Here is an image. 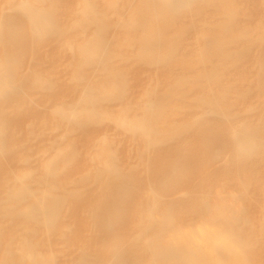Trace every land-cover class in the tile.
Listing matches in <instances>:
<instances>
[{"label": "bare ground", "instance_id": "bare-ground-1", "mask_svg": "<svg viewBox=\"0 0 264 264\" xmlns=\"http://www.w3.org/2000/svg\"><path fill=\"white\" fill-rule=\"evenodd\" d=\"M58 1L21 0L9 4L11 11L0 19V44L21 37L22 29L14 26L20 23L18 17L32 39L51 43L59 25ZM77 2L78 18L73 26L84 29L94 25L104 33L109 23L96 16L95 1ZM238 4V0H137L128 11L129 17L120 20L123 13L117 11L115 0H107V10L118 15L115 26L124 25L128 31L115 37V41L111 39V43L100 42V35L82 41L79 64L104 60L107 47L114 44L133 46L139 65L155 68L165 89L162 93H145L140 114L130 115L127 108L118 114L68 108L57 109L55 116L60 120L77 119L84 127L111 120L138 139L141 158L155 148L157 159L141 160L135 164L137 167L124 170L104 141L96 160L89 159L97 162L95 172L74 182L56 180L60 168L52 159L42 164L35 184L28 179L26 170L14 173L11 183L0 189V218L5 222L0 226V244L6 241L8 246L1 252L0 264H14L15 259L18 264H213V254L225 256L226 264H264V259L258 258L262 248L260 230L252 231L250 216L253 206L259 208L264 223V177L260 173L264 169V93L258 118L251 121L236 117L232 100V96L237 100L254 96L248 85L252 79L264 89V47L256 48L264 43V24L258 23L257 34L252 36L238 15ZM205 14L213 26L198 28L195 35L199 43L187 46L185 61L179 62L174 41L168 38L169 27L181 19L176 35L183 39L196 21H205ZM187 15L189 20L184 23ZM65 44L71 41L67 39ZM16 64L10 56L0 53V98L2 93L6 96L17 92L21 96L26 89L52 93L50 78L43 72H34L31 81L19 82ZM77 76L82 77L81 73ZM207 84L212 86L204 88ZM88 88L97 95L86 93L84 103L120 95L118 89L106 83ZM184 97H188L187 103H183ZM28 112L30 109L23 111ZM219 114L226 116L225 124L216 122ZM10 124L0 106V162H27L28 152L15 151L5 139ZM211 126L216 132L208 143L207 129ZM189 131L195 140L192 148L182 143ZM69 147V152L74 150L73 143ZM224 150L228 159L215 166ZM7 180L1 173L0 183ZM93 184L97 192L89 199L95 201L89 202L94 203L88 209L92 236L81 241L76 231L82 214L73 212L68 216L76 225L73 231L60 218L61 210L66 203L76 204ZM177 193L181 194L175 196ZM14 216L25 221L19 224L22 234L11 242L7 231L17 228L13 227ZM38 230L64 242H79V248L59 260L60 255L49 245L51 241L35 237ZM200 237L206 240L207 248L199 247Z\"/></svg>", "mask_w": 264, "mask_h": 264}, {"label": "rangeland", "instance_id": "rangeland-1", "mask_svg": "<svg viewBox=\"0 0 264 264\" xmlns=\"http://www.w3.org/2000/svg\"><path fill=\"white\" fill-rule=\"evenodd\" d=\"M19 1L21 0H0V19L11 11L9 4H15ZM94 1L96 16L109 23V27L104 33L99 32L94 25L87 26L84 29H81L78 25L73 26V23L78 18L76 9L80 6V3L77 0H60L58 1L61 8L57 16L58 30L55 35H52L51 43L32 39L28 32H26L27 28H25V25L21 23L23 19L18 17L17 20L21 19L20 23H16L14 26L22 29L21 37L17 38V41L0 44V53L7 54L14 62H17L15 72L19 82L31 81L34 72H43L49 76L52 84L51 94L41 89L23 90L20 93L21 96L17 95V92L9 93L6 96L5 93L1 92L0 106L5 109L11 120V124L6 128L5 139L12 144L15 151L20 153L22 151L28 152L29 157L27 162L20 160L13 164L8 162L7 159H1L0 174L3 173L8 180L0 183V189L6 186L8 182L11 183L14 173L22 170H26L29 173L28 179L31 180L32 184H35L36 181L34 180L38 176L40 167L51 159L58 163L60 169L57 170L55 176L56 180L61 183L65 184L67 181L68 183L70 181L74 182L80 177L90 176L95 172L97 166L96 161L90 160L92 157H95L96 160L97 155H99L104 147V141L109 144L110 150H113V155L120 160V164L123 165L122 168L124 170L128 166L135 167V164L141 160L155 161L157 159L158 150L155 148L146 151L145 155L141 158L138 155V151L142 147L138 143V139L129 132L116 127L111 120L106 119L99 124L84 127L78 124L77 119L60 120L55 116L57 109L68 108H74L76 111H81L85 108L91 113L110 112L112 114H118L120 110L127 108L130 115L140 114L143 111V95L150 91L162 93L165 89V83L158 74H155V68L139 65L135 57V47L133 46L114 44L107 47L103 56L104 60L89 61L85 65L79 64L80 57H83L79 52V44L82 41L94 39L97 35H100L98 37L100 38V42L107 43L111 39L115 41V37L123 35V33L125 34L126 30L128 31L124 25L115 26L118 15L116 11L109 12L107 10V0ZM238 1V15L240 19H243L245 29L254 36V34H257V24H264V2L262 0ZM115 3L118 5L117 11L123 13L122 17L118 19L124 20L129 17L128 11L130 12L137 4V0H129L127 4L124 3V0H115ZM160 13V11L157 12L158 15ZM206 17H209V15L205 14V21H196V24L190 28L183 39L177 38L176 35L181 19L175 21V24L169 27L167 32L168 38L174 41L175 57L179 62L182 63V59L185 61L186 55L184 51L187 46L199 43L195 35L198 28L213 26L212 23L208 22ZM188 18L189 16L187 15L183 20L184 23L189 20ZM67 39L71 41V44H65ZM257 45V49L264 47V43ZM79 73H81V78L77 76ZM231 77L233 78V76L227 75V78ZM253 82L254 79L248 83L254 93L251 99L237 100L235 96H232V100L236 104L235 111L237 118L245 117L248 121L258 118L264 89L256 86ZM104 83L113 90L117 91L118 89L120 92L119 97L107 101H103L100 98H92L93 100L89 103L82 101V97L86 93L91 96L97 95L95 91L94 93L93 91L90 92V88H88L90 85L97 87ZM204 86V88H208L212 85L207 84ZM199 89H202V87ZM182 99L183 103L188 102V97ZM248 106L252 107L250 108L251 110H247ZM28 109L31 112L24 114L23 111ZM174 117L180 120V116L174 115ZM209 117L211 119L216 117V122L219 124H225L227 120L224 114ZM207 130L209 137L206 142L210 143L216 130L213 127ZM191 132L189 131L187 136L182 138L183 145L188 148L195 147V140L191 137L193 135ZM262 137H264V133H262ZM69 143H73L74 150L71 152H69ZM71 153L74 154L71 155ZM228 157L227 150H224L221 153L220 160L214 162V165L219 166L223 159H228ZM80 159L84 160L79 164L78 160ZM260 173L264 177V169ZM88 187L84 191L85 193L81 195L82 197L79 198L80 200L75 202L76 204L66 203L63 206L60 216L74 231L76 225L70 223L68 216L72 215L73 212L82 214L79 220V225L81 226L76 231L77 235H80L81 241L89 239L93 231L88 221V209L94 203L89 202L91 200L95 201V198H92L90 201L89 199L93 196L94 192H97V186L93 184ZM178 194L181 193H177L175 196H178ZM70 206L76 207L74 211L70 209ZM250 216L252 218V231L260 230L259 243L262 248L260 253H258V258L262 260L264 259V223L261 220L263 212L261 209L253 206ZM15 218L14 216L13 219ZM12 221L13 227L16 225L17 228L11 229V232L9 230L7 232L8 236L11 234L10 241L15 242L23 232V227L19 224H22L25 220L17 216L15 221ZM3 224L5 222L0 218V226L2 227ZM35 237L41 239L43 242L51 241L49 245L54 252L60 255L59 260L62 256L66 258L68 255L75 253L79 248V242L75 243V241L69 240L64 242L58 236L52 238L49 232H44L43 230H38ZM171 237L168 233L167 238L170 239ZM198 240H200V248L208 247L205 239L200 237ZM5 243L6 241H2L0 244V258L2 250L8 247ZM212 258L213 264H226L225 261H227L225 256L213 254ZM15 260L14 264H18V260Z\"/></svg>", "mask_w": 264, "mask_h": 264}]
</instances>
